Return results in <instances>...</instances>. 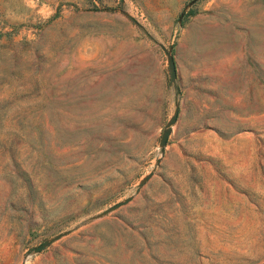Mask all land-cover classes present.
I'll return each mask as SVG.
<instances>
[{
    "label": "rangeland",
    "instance_id": "374dc122",
    "mask_svg": "<svg viewBox=\"0 0 264 264\" xmlns=\"http://www.w3.org/2000/svg\"><path fill=\"white\" fill-rule=\"evenodd\" d=\"M0 264H264V0H0Z\"/></svg>",
    "mask_w": 264,
    "mask_h": 264
},
{
    "label": "water",
    "instance_id": "95a60500",
    "mask_svg": "<svg viewBox=\"0 0 264 264\" xmlns=\"http://www.w3.org/2000/svg\"><path fill=\"white\" fill-rule=\"evenodd\" d=\"M167 57H168V65H169V70H170V80L174 81L176 78V68H175V63L173 60L172 55L166 51ZM176 113L173 115V117L171 118V120L169 121L167 128L163 131L162 134V138H161V145H165V143L167 142V138L170 134V125L176 120ZM152 173H149L148 175H146L139 183L138 188L141 187L145 181H147L150 177H151ZM130 201V197L126 198L125 200L121 201V202H117L114 205L110 206L106 211H110L113 209H116L124 204H126L127 202ZM50 241H44L43 243H41L40 245L36 246L34 248L35 252H39L40 250H42Z\"/></svg>",
    "mask_w": 264,
    "mask_h": 264
}]
</instances>
